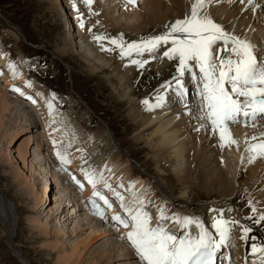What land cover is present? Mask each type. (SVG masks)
<instances>
[{"label":"rangeland","instance_id":"obj_1","mask_svg":"<svg viewBox=\"0 0 264 264\" xmlns=\"http://www.w3.org/2000/svg\"><path fill=\"white\" fill-rule=\"evenodd\" d=\"M52 1L55 5L52 4ZM124 1L122 5L129 6L128 8L132 10V12H128L129 14L120 8L122 5L117 0H93L90 7L86 6L83 0H0V54L6 58L7 63L22 70L25 75V81L18 82L23 81L21 84L11 81L10 84H13V87L3 92L9 98L20 102V105H10V109L23 106L26 113V118L21 115L17 120L0 110V192L12 203L11 208L14 210L12 212H15V219L12 220L13 225L11 224L14 232L9 241L18 247L27 264H62V257L67 260L71 249L78 242L87 238L92 230L97 231L99 237L85 242L83 249L78 252L79 255L74 256L70 262L66 261L65 264H141L135 252L125 261H116L115 258H108L106 261L104 258L101 259L102 249L106 250L108 255L122 253L121 250L124 253L131 250L132 246L130 247L131 244L129 245V241L125 238V233L130 228H124L109 216H106L104 220H95L90 218L87 211L85 212L87 215L83 211H77L80 205H83V199L85 200L83 194H80L74 186L71 188L67 177L65 178V175L60 173V169H55V158L49 143L52 141L51 135L61 129L67 143L69 137L74 136L72 134L74 131L69 128V122L75 124L76 128L80 127V134L82 136L86 134L90 143L92 142L91 147L88 150L84 148L86 152L81 150L83 154L80 152V157H78L80 159L78 166L81 170L90 167L94 173L96 167H99L112 153L115 157L112 162L117 165H120L125 159L123 158L124 154L125 156L129 155L128 164L135 173L141 175L142 185L133 193L134 195H128L127 200L124 197L123 204L128 210L135 211L133 207L136 208L140 193L145 190L146 194L147 189L150 188L156 199L166 197L165 200L171 204L169 211L172 215L177 214L179 220L189 217L193 221H198L202 227L216 236L215 229L212 227V218L214 217L212 212H216V216L218 214L220 217L218 218L224 220L229 217L227 215L228 207L246 201L239 191L228 200L220 199L215 188L209 193L200 189L199 183L189 185V193L181 197L183 188L177 184L172 168L166 169L163 165L165 161L163 160L164 155H161L163 151L158 153L160 159L162 158L160 164L164 174H159L156 168L158 162L153 159L155 150L149 148L146 141L149 130L144 131L142 122L138 119V115L144 111L143 101L145 100L157 101L154 99L164 96L165 99L162 103H166L169 113L177 114L175 119L179 120L178 123H181L180 126L182 125L183 128L180 129V133L182 137L187 135L188 140L191 141L192 151H200L203 160L208 162H211L213 152L210 149L211 146L206 143L209 137L206 136L204 130L203 135L200 132L197 133V135L200 133V137L194 133L201 127L200 123L204 122V119L199 118L200 114L196 116L190 108V115L188 114L186 117L184 113L179 112L181 108L177 109L179 105L176 102L172 103L173 99L171 101L167 99V90H164L163 85L175 82L173 78L177 76V66L171 68V71L169 70L166 74L161 70H154L148 65L141 69L136 67L130 77L126 74L124 80L119 79L122 68L118 67V62L125 58H129L130 61L137 60L136 53L132 50L131 56L121 58L120 49L110 41L115 40L125 46H142L144 41L159 36L160 33V35L165 34L168 31V26L177 20L175 9L170 5L172 2L169 4L158 0L162 5V14L155 17L154 23L146 21L145 26L142 27V21L147 19L145 15L153 16V11L150 8L152 0H137V3L141 2L136 7L137 10H133L131 7L134 8V6L130 7ZM76 9H79V12ZM80 17L83 19V28ZM7 22L20 29L23 40L12 31ZM96 34L107 37L102 43L106 48L113 50H102L101 44L93 38ZM167 46L170 47V45ZM163 47L154 53L145 52L157 59L156 63L162 64ZM79 48H82L83 51L85 49L92 58L93 61H91L98 67L97 70L94 64H88L82 58ZM125 50L128 51L129 48L126 47ZM171 62H173L172 65H177L176 61ZM194 72L196 77L198 69H195ZM183 78L190 80L188 75L180 77L182 80ZM3 83L1 77L0 85L3 86ZM16 84L17 86H15ZM23 85L30 86L34 92L27 87L23 93H18L15 90V88L23 89L24 87H20ZM11 89L16 91V96L7 93L12 92L13 94ZM130 91L134 92L132 97L129 96ZM30 93H36L38 97L34 101L30 100L33 97ZM25 97L35 104L36 112L24 107L21 99ZM174 97L175 95H173ZM23 102L28 103L26 99ZM37 113L46 115L45 117L48 116L47 119L51 120L48 122V126L41 124ZM52 114L54 115L53 122ZM193 114L194 117L188 121L189 116H193ZM186 118L188 119L186 120ZM33 120L38 123V126L30 129L29 123ZM26 125L29 129L25 127ZM52 127L54 128L52 129ZM76 138L74 137L72 140L78 142L80 139ZM199 138L202 139L200 143L198 142ZM84 140L86 142V139ZM78 147L79 145H77ZM62 153L65 154L64 151ZM59 162L61 163L60 160ZM62 165V168L65 167L70 173H73L71 174L75 178L71 177L72 180H79L78 175L70 169V166ZM82 165L85 167L82 168ZM210 169L209 177L214 179V167L211 166ZM52 176L54 179L56 178L57 188L52 185ZM245 176L239 178L238 182L251 184L249 182H252L250 181L252 179L246 181ZM65 187L69 191L64 190ZM97 191L99 194H106L101 188H98ZM113 198L115 199V197ZM114 199H109L112 203V215H120L127 219L130 213H135H132L131 210L126 211L121 205H116L113 202ZM67 201L70 202V207L67 206L69 203ZM141 201L145 203L146 211L153 219L156 211L151 204L152 201L139 200V203ZM215 207L218 209H214ZM260 210L264 213V207ZM231 211L233 212V210ZM163 212H168V208H165ZM233 220L230 219V221ZM159 223L155 219L150 226L156 227ZM193 224L194 232L196 228H199L195 223ZM247 225L258 233L260 231L261 238H264V227L253 223L252 220ZM182 227L185 228L184 225ZM167 229L170 234L181 238L182 231ZM99 232H105L106 235H101ZM186 233L189 234V237L197 236V233L192 236L190 232L186 231L184 234ZM239 235L241 236V231ZM5 236L7 235H5V229L0 220V264H19L15 256L12 255ZM230 242L231 258H234V243L232 240ZM225 246L227 245L225 244ZM250 257L252 256H247L248 263L251 261Z\"/></svg>","mask_w":264,"mask_h":264},{"label":"bare ground","instance_id":"obj_2","mask_svg":"<svg viewBox=\"0 0 264 264\" xmlns=\"http://www.w3.org/2000/svg\"><path fill=\"white\" fill-rule=\"evenodd\" d=\"M118 2H119V0H118ZM169 2H172V4H170ZM160 3L161 2L158 0H152V2L150 4V8L153 11V16L150 17L148 14L145 15V16H147V19L145 21H142V24H141L142 27L145 26L146 21L150 22V23H154L155 17L156 16L159 17L162 14L161 13L162 5ZM162 3H169L172 6V8L175 9L177 20L183 19L190 12L189 0H162ZM52 4H54L53 1H52ZM140 4H141V2L136 3L134 8L131 7L133 5H131V4H129V5L133 10H137L136 7L139 6ZM120 5H122V3H120ZM128 7L129 6L126 7L125 5H122L120 8L122 10H125V12L127 11V13L132 12V10L129 9ZM204 11L215 21V23L222 26L223 29L227 33H229L231 35H235L236 37H238L242 40H246V41L250 42L257 49L258 52H259V50L264 49V0H255L254 4H249L247 2V0H245V2H243V3L241 2V0H210V3L205 5ZM61 12H63V11H61ZM8 25L11 27L12 31L15 32L16 35L19 36V38L23 40V36L21 35L22 33H21L20 29H18V27L14 28L11 24H8ZM127 28H129V27H127ZM17 33L20 35H18ZM168 45H170V47H171L170 43ZM167 48H169V46L164 45L163 49L166 50ZM79 49H80V52L83 56L82 58H84V60L86 62H88V64L89 63H92V65L94 64V67L97 70L98 67L95 66V63L92 62L93 61L92 58H90L89 54L86 53L85 49H84V51L82 50V48H79ZM147 54L148 53H146L144 51V53L142 55H135L137 60L146 61V63L144 64V67H138L136 64L131 63L129 58L122 59V61H119L120 63L117 61L119 64L118 67L122 68V69L120 68L121 74L119 76V79L124 80L126 77V74L130 77L132 75L133 70H135L136 67L141 69V68H145V66L148 65L149 67L153 68L154 70H157V71L161 70L163 73L166 74L169 70L171 71V68H174V66H177V65H172L173 62L164 58L161 53L160 54H161V58H162V64L156 63L158 60L152 58L151 54H148V55ZM221 55L226 56V55H228V52L223 51L221 53ZM1 77L3 78V81L5 83V84L3 83V86L0 85V110H1V112L2 113H8L11 117H13L17 120L20 119L21 115H23L24 118H26V113L24 112L25 110L23 109V106H18V108H13V109L9 108V106L12 104L13 105H16V104L20 105V102L18 103L16 100L9 98L7 95L4 94L5 92H3V91L8 90L10 87H13L12 86L13 84L12 85L10 84L11 81H14V83H18L21 80L25 81L24 80L25 75H24L22 70L17 69L16 67H13L11 63H7L6 58L0 54V80H1ZM195 78L197 81V85L198 84L201 85V87H200V89H201L203 85L201 83H199L198 75L196 77L194 76V82H195ZM21 83H18V84H21ZM15 86H17V84ZM20 87H24L23 88L24 90L22 88H15V90L18 93H23L25 91V89H27V88L30 91H33L31 89V87L27 86V85H23ZM188 87L189 86H187V88ZM11 90L14 92L13 94H12V92L11 93L7 92V93L10 95L15 94L14 96H16V91H14L13 89H11ZM186 92H188L187 89H186ZM132 93H134V92L130 91L129 96L132 97L133 96ZM176 93L177 92H176L175 88H169V90L166 91V95L168 96V98H167V96H166V98L170 99V101H171V99H173V95H175ZM191 93L193 95V92H191ZM30 95L33 96L30 98V100H33V101L36 99V97H38V95L36 96V93H30ZM11 99H12V101H11ZM25 99L27 102L29 101L28 97L22 98L21 100L25 101ZM178 99L183 100L182 96L178 97V95H177V100ZM154 100H157V98H155ZM23 101H21V102L24 103V107L26 109H30L32 111H35V109H34L35 104L33 102L29 101L28 103H26ZM148 102L150 105L153 106L152 110H148L147 106L144 104L143 105L144 111L138 115V119H140V121L142 122V126L144 128V131L149 130V132L146 135V141L149 145V148H151L152 150H155L153 159L157 160V162H158V165L156 166V168L159 171V174H164V170L161 168V164H160V160H162V158L160 159V154L158 153L160 151H163V153L161 154V155H164L163 160H165L163 165L166 167V169L172 168V171L174 172L175 178L177 180V184H179L183 188L182 193H181V197H184L185 195H187L189 193L188 192L189 191V185L199 183L200 189L205 190L209 193H211L213 188H215L219 193L218 194L219 198L223 199V200H228V199L232 198L233 196H235V193L237 191H239L246 198V201H242L241 203H237L236 206H234V204H233L230 207H228L229 209L227 210V215H229V217H226V219H224V220L230 221V219L231 220L234 219L233 221H242L243 223L248 224V222H250V219H243V218L253 216L251 208H255L257 210V212L262 213V211L260 209L262 207H264V174L262 175V173H264V160L257 159V160H255V162L250 163L248 160V154L245 152L244 148L246 146L245 145L246 139L250 140L252 136L261 137V134H264V122L260 121V122L256 123L255 126H248V127L230 126L231 137L239 142L238 148H237V146L233 145L231 148L226 147V148L222 149L220 147L221 141L219 138V130L214 135L212 133V131L210 130V128L207 127V124H208L207 120H206V122L204 121L205 122V123L203 122L204 125L199 127V129H196V131H195V129H192L195 131L194 133L196 135L198 132H200L202 134L203 130H204V132H207L206 136H208L209 139L206 143L208 146H211L210 149L213 152V158L211 159V162H208L205 159L203 160L202 154L200 153V151H192L191 141L188 140L186 134H185V137H182V135L180 133V129L182 128L181 127L182 125L180 126L181 123H178L179 120L176 121V119H175L176 118L175 116H177V114L174 112L169 113L168 106L166 105L165 102L164 103L161 102L162 103L161 107H155V105L158 103V100L157 101H150L149 100ZM48 103H50V102H48ZM197 104L195 105V108H194V112H197L196 116H198V112L200 111L199 109H200V105H201V104H199V105H197ZM198 106H199V109H198ZM37 107L39 108L38 110H40V107L38 105H37ZM45 107H47V106H45ZM179 107L181 108V110L179 112H182L184 114L186 113V117H187V114H190V113H188V109H187L188 106L184 105V106H179ZM57 108H58V106H57ZM177 109H179V108H177ZM12 110H14V111H12ZM48 110H51V109L48 108ZM37 115L40 117V118L39 117L38 118L41 120V124H47L44 126H48V122L51 121L50 119H47L48 116L45 117L46 115L43 116V114H38V113H37ZM53 116L54 115L52 114V119H53L52 122L54 121ZM43 117H45V118H43ZM192 117H194V115L191 116L189 119L186 118V120L188 119V121H189V120H191ZM69 123H70L69 128H70V130L74 131L72 133L74 136L69 137V140L67 143L65 142L64 133L61 129L57 130L55 132L56 134L53 133L51 135L52 139H51V136H49L50 139L52 140L49 143L51 145L50 146L51 152L55 158V163H54L55 169L56 168L59 169V167H60L62 171L64 170L65 173H68L69 179H71V181L73 183H75V185L77 184L76 185L77 187L79 184L83 185V183H84V186L82 188L80 186L78 188H80L82 191L84 190L82 194L85 198V201L86 202L88 201L87 203L92 204V199L94 197L99 198V196L94 195V191L98 192L97 189L101 188L103 190V192L106 193L103 195L106 199H108L109 197L110 198L115 197V199L113 198L115 204L118 206L121 205V201L119 199H117L116 194H119V196L122 197L123 200H124V197H126V200H127L128 195L133 194L142 185V182L140 180L141 175L135 173L130 168V166L128 164L129 155L125 156V154L123 153L124 154L123 158H125V159L122 158L123 162L120 165H117V164L112 162V160L115 158L113 153H112L111 156H109V158L106 157L107 159H105L99 167H96L94 173H92V170H90V167H89V169L86 168L85 170H83V169L81 170V168L78 166V160H80V159H78V157H80L79 156L80 152L82 154H83V152H86V151H84V148H85V150H88L91 147L92 142L90 143V139L88 138V136H86V134L83 136L80 134L81 131L79 129H81V128L79 127V125H78L79 128H76L75 124H73L71 122H69ZM29 124L28 125H29L30 129L38 126V123L34 120L31 121V123H29ZM172 124H174V125H172ZM28 125L25 126L27 129H29L27 127ZM53 128L54 127H52V129ZM82 134H84L83 131H82ZM199 134L197 136L200 137ZM74 137L75 138L77 137L76 139H80V140L78 142L76 141L77 142L76 143L74 140H72V138H74ZM84 139H86V142ZM199 139H198V142L200 143L201 140L203 139V137H202V139H200V140ZM54 141H55V146L53 144ZM251 142L255 143L256 141H251ZM61 144L64 145L65 147L63 148V146ZM36 145H38V144H36ZM77 145H79L78 148H77ZM74 149H76V150L74 151ZM81 150H83V152ZM63 151L65 154L62 153ZM57 152H59L60 154H63V156H66L67 159L70 161V163L65 164V165L70 166V169L78 175V179L79 180L81 179L79 183H77L78 182L77 180H72L71 177H74V175H72L73 174L72 172H71L72 173L71 174L70 171L67 170L65 167L62 168L63 165L59 162V160L57 158V155H56ZM155 153H156V157H155ZM106 156H108V155H106ZM211 166L214 167V171H215L214 179L210 178L209 174H208V171L211 168ZM83 167H85V166L82 165V168ZM85 172H87L90 176H92L93 179L96 181L95 189L93 188V185L91 183H89L88 179L85 177V175H84ZM245 174H247V175L245 176ZM244 176L246 178V181L250 180V178L252 179V180H250L252 182L248 181L251 184L248 185V184L240 183L241 181L238 182V179L241 177H244ZM64 177L66 178V176H64ZM51 178H53V184L52 185L55 186L54 188H57L58 183L55 181L56 178L54 179V176H52ZM245 178H244V180H245ZM81 181H82V183H81ZM244 183H246V182H244ZM85 185H86V189H85ZM106 185H110V188L106 187ZM64 190H68V189L65 187ZM64 190H63V192H64ZM147 191H146V194H145V190L142 193H140L139 200H143V201L146 200L148 202H150L149 200L152 201L151 204H152L154 210L156 211L155 212L156 214H154L155 217L153 219H151V221H152L151 223H153V221H155V219H156L157 223L160 222L159 224H162L165 229L170 228V229H172V231H177V230L182 231L181 239L189 237L188 233L184 234L186 231L190 232L191 236L193 234L197 233V231L199 230L197 228L193 232L194 224H191V225L184 224V220L186 217L184 218V220H179L177 214L172 215L170 213L169 210L171 209V206H170L171 204H169L167 202V200H165L166 197L165 198L160 197L159 199H156V196L153 193L152 189L148 188ZM100 195H102V194L100 193ZM139 200L136 204V208L133 207V209H135V211H136L141 205V207L139 209H142L143 211L147 212L146 211L147 208H146L145 203L141 201L143 203V205H142L141 202L139 203ZM100 201H101V199H100ZM102 201H101V203L95 202V207L97 209H100L101 212L103 213V210H102V205H103L105 207L106 211L108 212V214H110V218H112L113 217L112 216V211H113L112 208L110 207V209H109V207H106L104 205V202H102ZM67 202H69V201H67ZM11 204L12 203L5 196H3L2 193L0 192V220L2 222L4 229H5V235L12 237L14 229L12 227L13 221H12L11 214L13 213V216H15V214H14L15 212H12L14 210L11 208ZM69 204H70V202L67 204L68 207H69ZM173 204H174V202L172 201V205ZM100 205H101V207H100ZM64 206H65V204H64ZM165 208H168V212H166V213L163 212V215H164V217H166V219L162 220L160 218L161 217V210L164 211ZM247 208L249 210H246ZM214 209H218V208L215 207ZM129 210L132 211V209H129ZM231 210H233V212ZM49 211H51V210H49ZM86 211L87 210H84V213ZM135 211H132V213ZM89 212H88V214H89ZM234 212H235V214H234ZM124 213H125V211H124ZM212 213H214V217L212 218V225H213L214 220L219 219L220 217L218 214L216 216V212H212ZM92 215H93V217L96 216L98 219H102V220L105 219L104 217L101 218V215H98L97 213H94ZM125 215H127V214L125 213ZM89 216H91V214H89ZM129 216L130 215H128L127 217L129 218ZM215 216H216V219H215ZM90 218H92V217H90ZM92 219H94V218H92ZM183 225L185 226L184 229L182 227ZM232 228L233 229H232V239L231 240L234 243L235 256H234V258H232V261L230 262V260L228 259V252L227 253L224 252V261H227V264H230V263L231 264H254L253 261H255L256 264H260L259 258L264 253H261L258 251L256 253H253L252 245H256L258 249L264 248V238H261V236H262L261 232L257 229L259 231V233L261 234L260 235L255 229H252V233H250V235L253 237V239H251L250 241H242L240 239V235H239L240 231H241L239 226L233 225ZM239 229H240V231H239ZM130 230H131V228H130ZM130 230H128V231H130ZM167 230H169V229H167ZM93 231L94 230H92V232ZM122 231H121V234H122ZM92 232L88 234L87 238L78 242L75 245V247L71 249V253L67 256V260H65V257H62L63 258L62 264H65L66 261L70 262L74 258V256H77V254L79 255L78 252L81 251V249H83L85 242H88V241H90L96 237H99V235L97 234L98 233L97 231H94L93 233ZM127 232L125 234H127ZM100 234L106 235L105 232H103V233L101 232ZM121 236L125 237L124 235H121ZM194 237H196V236H194ZM214 238H216L217 240L219 239L218 236H214ZM234 240L237 243V248H236V243ZM229 242L226 245L229 246V248H230ZM100 244L102 245L103 243H100ZM129 245H130V242H129ZM227 246L224 245L220 249L223 248L224 250H226ZM130 247H131V245H130ZM220 249H218L219 252H220ZM101 251H102V256H101L102 258L101 259L103 260V258H104L105 261L108 258H115L116 261L117 260L118 261H125V260L129 259L130 257H132L133 253L135 252L133 248H131V250L125 251L126 253H124L123 250H121L122 253L118 252L116 255L115 254L108 255L106 250H103V249ZM227 251H229V250L227 249ZM11 252H13V255L15 254V251H13L12 249H11ZM238 255H239V257H238ZM247 256L253 257V259H252V257H250L251 258L250 263H248L249 259L247 260ZM59 257H61L60 254H59ZM93 264H95V263H93Z\"/></svg>","mask_w":264,"mask_h":264},{"label":"snow or ice","instance_id":"obj_3","mask_svg":"<svg viewBox=\"0 0 264 264\" xmlns=\"http://www.w3.org/2000/svg\"><path fill=\"white\" fill-rule=\"evenodd\" d=\"M83 2L90 7L93 0ZM247 2L254 4L255 0ZM126 3L135 6L137 0H126ZM208 3L210 0H189L188 15L170 24L165 34L144 41L142 46H125L115 40H111L110 43L120 49L121 58L131 56L132 50L136 55H142L144 51L154 53L170 43L171 47L164 50L162 56L169 61L177 62V76L173 78L177 94L184 95V84L180 77L185 74L195 76L194 70L198 69L199 83L203 85L199 92L201 97L199 118L207 120V127L214 135L219 130L222 149L231 148L233 145L238 148L239 142L231 137L230 126L233 124L255 126L258 121L264 122V49L258 52L250 42L227 33L204 11ZM76 11L79 12V9ZM80 20L83 28L82 17ZM93 38L101 44L102 50H113L106 48L102 43L107 37L96 34ZM126 47L129 48L128 51L125 50ZM223 51H227L228 55L222 56ZM131 63L144 67L146 61L133 59ZM163 87L170 88L171 82ZM164 99V96H158L155 107H161ZM143 103L148 110H152L153 106L148 100ZM49 107L51 108V105ZM53 144L55 146V141ZM245 145L250 163L257 159L264 160V134H261V137L252 136L250 140L246 139ZM56 155L62 164L70 163L66 156L59 152ZM84 175L95 189L96 181L93 177L87 172ZM79 186L83 187L82 184ZM106 187L110 188V185ZM94 195L99 196L106 207H111L103 195L95 191ZM116 195L121 201V207L125 208L123 198L119 194ZM92 203L95 205V201ZM125 210L130 211L126 208ZM96 211L103 218V213L98 209ZM251 211L253 216L243 219H250L264 227V213L257 212L255 208H251ZM160 218L166 219L162 210ZM112 220L124 228H131L125 238L130 242L141 264H215L217 250L232 239L233 225H238L241 229L242 241L253 239L250 235L252 228L242 221L214 220L212 227L219 237L217 240L198 221L191 218H185L184 224L195 223L199 228V234L197 237L183 239L170 234L162 224L151 227V217L142 209H137L134 214L130 213L127 219L115 215ZM252 251L264 253V248L258 249L256 245H252ZM259 259L260 264H264V254Z\"/></svg>","mask_w":264,"mask_h":264},{"label":"water","instance_id":"obj_4","mask_svg":"<svg viewBox=\"0 0 264 264\" xmlns=\"http://www.w3.org/2000/svg\"><path fill=\"white\" fill-rule=\"evenodd\" d=\"M10 212V211H9ZM11 216H12V214H11ZM15 219V216H12V220H14ZM10 236H5V239H6V242H7V245L9 246V248L10 249H12L13 251H15V256H16V258L22 263V264H26L25 262H24V260H23V258H22V255H21V252H20V250L16 247V246H14V245H12L11 243H10V241H9V238Z\"/></svg>","mask_w":264,"mask_h":264}]
</instances>
